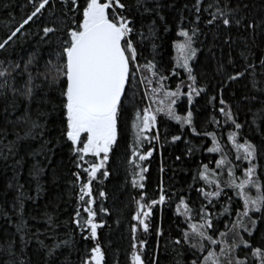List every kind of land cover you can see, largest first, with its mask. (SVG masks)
<instances>
[{
    "label": "snow or ice",
    "instance_id": "snow-or-ice-1",
    "mask_svg": "<svg viewBox=\"0 0 264 264\" xmlns=\"http://www.w3.org/2000/svg\"><path fill=\"white\" fill-rule=\"evenodd\" d=\"M28 2L31 11L15 22L6 38L0 39V52L7 53L14 44L29 41H35V50L26 59L12 60L7 56L0 59V97L7 100L10 95L12 109L16 108L18 98H23L28 105L26 112H29L38 95L46 97L53 88L59 93L63 124L61 136L76 157L75 166L79 169L73 176L79 183L80 206L74 210L72 222L82 239L95 241L90 254L83 257L80 264L105 262L98 229H102L106 221L102 218L98 221L97 217L100 213L111 215V210L103 207L107 194L99 189L97 195L101 203L97 205L93 182L102 184L111 175L109 161L120 148V129L124 126H128L132 133L131 144L126 148L130 153L127 157L129 179L126 183L137 190V195L132 197L136 207L131 217L136 223L130 225L131 247L135 249L132 264H145L142 249L146 247L147 240L137 242L135 234L138 231L148 234L153 208L163 206L176 196V193L166 192L162 180L158 198L145 191L148 167L144 162L150 160L155 148L145 149L144 146L159 141L158 119L161 116L190 127L197 136L211 137L212 146L207 147L206 152L219 155L218 159L215 156L209 159V163L203 160L199 162L187 190L188 198L178 197L176 212L184 218L186 227L181 228L177 238L171 241L177 257L175 264H249V255L253 258L252 264H264V245L254 246L246 238L252 237L256 229L258 220L253 218L256 214L264 222V141L258 147L242 135L247 122H239L232 107L226 104L223 88L219 90L218 113L222 114L224 124L231 128L226 143H221L215 132L197 131L190 107L194 97L206 92V88L198 86L192 66L200 51L195 45L202 34L199 28L202 12L207 13L208 26L226 30L242 28L251 34L253 41L258 28L264 35V20L258 24L250 19L243 14L239 4L232 6V0H208L207 4L205 0H195L192 5L195 19L189 21L190 27L181 26L179 29L178 36L183 39L175 44L179 53L178 63L171 70L172 76H179L177 68L188 74L190 83L186 85L188 91L185 92L179 85L171 90L166 83L170 76L164 74L155 56L148 59L138 51V46L143 45L145 39L152 41L153 49L156 48L155 20L148 26L147 32L143 31V25L137 27L136 15L156 11V8L147 6L148 0H134L131 10L127 0ZM4 6L9 7L8 4ZM243 7L247 8V5ZM160 18L163 19L162 16ZM44 20L48 22L44 23ZM37 22H40V27L35 32L30 31L31 25ZM231 40L229 35L225 43L230 44ZM240 56L244 64L239 70L227 73L222 83L227 86L242 78L248 80L246 87L254 94H246L244 99L260 103V107L252 112L249 126H264V57L257 65L250 58V51H241ZM228 63L234 64L235 61L229 59ZM223 69L221 64L217 70ZM183 97H187L189 110L181 116L177 114L176 105ZM211 99L217 98L213 96ZM23 120L30 124L24 136L16 132L15 140H7L6 129L0 133V160H13L17 175L21 163L16 159L20 142L41 134L35 133V129L43 127L31 120L30 115L23 117ZM212 122L221 127V122L215 117ZM181 139L180 135L172 136L173 142ZM192 151L188 149L189 156ZM176 159L180 160L181 157L177 156ZM42 171V168L34 167L32 175L38 180ZM81 173L85 175L82 177ZM8 187L14 185L10 183ZM15 188L19 194L13 202L12 212L20 217V222L15 225L16 232L22 234L19 237L23 244L19 248L20 254L23 255L27 249L29 241L25 236L30 234L47 257V264H54L57 252L67 247L69 240L57 237L54 231L56 224L50 216L47 223L53 232L51 236L45 234V239H51L53 243L47 244L39 239V232H31L23 217L25 199L33 198L26 197L22 184L17 183ZM193 190L196 201H191ZM234 200L241 202L235 208ZM81 208L86 215L82 214ZM3 214L7 216V210ZM156 235L163 236V229H158ZM17 248L13 240L0 247V264H31L30 259L23 260L17 255ZM186 252L190 258L184 260ZM151 264H159L158 241Z\"/></svg>",
    "mask_w": 264,
    "mask_h": 264
},
{
    "label": "trees",
    "instance_id": "trees-1",
    "mask_svg": "<svg viewBox=\"0 0 264 264\" xmlns=\"http://www.w3.org/2000/svg\"><path fill=\"white\" fill-rule=\"evenodd\" d=\"M127 2L131 10L134 0H127ZM207 2L208 0H205L206 4ZM194 3L195 0H148L147 6L156 8V11L136 15L137 27L140 28L143 25L145 32L155 20V50L152 47V41L145 39L144 44L138 46V51L148 59L155 56L158 66L164 70L165 75L170 76L166 83L171 90H175L179 85L185 92L188 91L186 87L190 83L188 74L183 69L177 68L179 76H172L171 70L176 68L178 63L179 53L175 44L183 39L178 36L179 29L181 26L190 27L189 21L195 19L192 9ZM5 4L9 7L6 8ZM237 4L243 8V14L254 19L258 24L264 20V0H232V6ZM245 4L247 8L243 7ZM30 11L31 5L28 0H0V39L6 38L15 22L21 20ZM45 16L47 17V13ZM161 16L163 19L160 18ZM48 19L51 18L48 17ZM207 19V13L202 12L199 24L202 34L195 45L200 51L196 60L192 62L198 86L206 88V92L199 97H194L190 106L194 125L197 131L215 132L221 139V143L227 142V133L231 128L224 124L222 114L218 113L221 98L219 90L223 88V99L226 104L232 107L239 122H247L242 135L260 147L261 141H264V126H249L252 112L260 107V103L244 99L246 94H254L246 87L248 80L242 78L227 86L222 81L225 80L227 73L239 70L244 64V59L240 56L241 51H250V58L259 65L260 59L264 57V35L258 28L253 41L251 34L242 28L216 29L206 24ZM47 22L48 20H44V23ZM39 27L40 22H37L31 25L30 31L35 32ZM229 35L232 40L230 44H227L225 40ZM35 46V41L14 44L7 53L0 52V59L6 56L12 60H20L21 57L26 59L35 50ZM229 59L234 60L235 63L229 64ZM221 64L224 69L218 71V66ZM259 71L258 67L257 72ZM213 96L217 99L212 100ZM11 101L10 95L7 100L0 97V133L6 129L7 140H15L16 132L24 136L25 130L30 127V124L23 120L26 115H30L31 120L37 121L43 127L35 129V133L41 134L35 135L34 138H25L20 142L16 156V159L21 162L19 175L14 171L16 165L13 160L10 159L7 162L0 160V247L5 246L9 240H13L18 245L17 255L21 259H30L31 264H47V257L30 234L25 236V239L29 241L28 247L23 255L20 254L19 248H22L23 244L19 237L22 234L17 233L15 228V225L20 222V217L12 212L13 202L19 194L15 188L18 183L24 186L23 191L26 197L33 198L25 199L23 217L27 220V226L31 232H39L41 234L39 239L45 240L47 244L53 243L51 239H45V234L51 236L53 232L47 223L50 216L56 224L54 231L57 237L60 240H69V245L57 252L54 264H80L81 259L90 254V248L95 241L82 239L79 230L72 222L75 216L74 210L80 206L79 183L73 176V173L79 169L75 166L76 157L69 151L68 144L61 136L63 124L59 108V93L53 88L48 91L46 97L38 95L31 104L29 112H26L28 105L23 98H18L15 109H12ZM6 107L7 112H5ZM188 110L187 97H183L176 105L177 114L184 116ZM213 117L221 122V127H217L212 122ZM128 123L130 124V121ZM158 127L159 141H153L152 145L144 146L145 149L155 148L150 160L144 162L148 167V172L145 174L147 177L145 191L150 196L158 198L157 193L162 180L166 192L176 193V196L167 200L163 206L158 205L153 208L148 234L138 231L135 235L137 242L141 239L147 240L146 247L142 249L145 264H151L153 253L157 250V241L159 242V264H175L177 257L171 241L177 238L181 228L186 227L184 218L176 212L178 197L188 198L187 190L199 162L203 160L204 163H209V159L213 156L218 159L219 155L206 152V148L212 146L211 137L197 136L188 126H181L176 121L161 116L158 119ZM120 133V148L116 151L114 158L109 161L111 175L103 180L102 184L99 181L93 182V194L96 195L97 205L101 203V198L97 195V189H99L107 194L103 207L111 210V215L100 213L97 217L98 221L101 218L106 221L105 226L98 229L105 252L104 264H132V253L135 251L131 247L133 241L130 225L136 223L131 217L136 207L132 197L137 195V190L126 183L129 179L127 157L130 155L126 148L131 144L132 133L128 126L121 127ZM174 135H180L182 139L173 142ZM189 148L193 149L191 156L188 154ZM177 156L181 159L177 160ZM34 167L43 169L38 180L32 175ZM81 175L83 177L85 174L81 173ZM10 183L14 187L9 188ZM38 186L39 196L37 197ZM199 186L201 185H197ZM191 201H196L194 190L191 193ZM223 203L222 198L221 204ZM239 203H241L239 200H234L233 207L235 208ZM5 210H7V216L3 214ZM217 210L219 211V206ZM81 212L86 215L82 208ZM253 218L258 220L256 229L252 237L246 236V238L250 239L254 246L264 245V222L259 220V214ZM160 228L163 229L164 235L158 237L156 232ZM189 258L190 254L186 252L183 259ZM252 261L253 258L249 255V264H252Z\"/></svg>",
    "mask_w": 264,
    "mask_h": 264
}]
</instances>
